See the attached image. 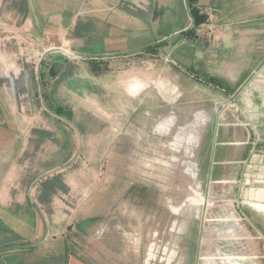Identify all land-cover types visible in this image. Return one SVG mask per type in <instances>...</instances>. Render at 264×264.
<instances>
[{
	"label": "rangeland",
	"instance_id": "1",
	"mask_svg": "<svg viewBox=\"0 0 264 264\" xmlns=\"http://www.w3.org/2000/svg\"><path fill=\"white\" fill-rule=\"evenodd\" d=\"M73 1L70 27L46 24L63 0H0V264H264L262 177L244 187L210 149L226 112L210 27L103 50ZM54 176L67 191L43 205Z\"/></svg>",
	"mask_w": 264,
	"mask_h": 264
},
{
	"label": "crops",
	"instance_id": "2",
	"mask_svg": "<svg viewBox=\"0 0 264 264\" xmlns=\"http://www.w3.org/2000/svg\"><path fill=\"white\" fill-rule=\"evenodd\" d=\"M72 1L63 0L62 18L59 15L53 17L54 11L51 14L48 12L46 24H62L71 20V27L75 23L74 17H68L69 12H73L70 8ZM77 1L78 10L74 13L80 15V39L89 37L90 29L97 30L93 36L97 41L95 46L102 49H108L104 45L123 44L126 38L128 42L135 38L152 37L155 43L164 46L169 37L176 41L189 40L180 36L181 32L192 27L187 0ZM221 2L196 0L200 13L207 17L206 23L198 30L209 26L212 33H208V39L220 42L222 46L217 49L218 54H212L215 70L207 77L218 84L214 86L221 88L225 96L222 109L225 108L226 112L222 113V121H214L213 132L209 134L210 149L213 142L214 148L221 147L222 156L228 162L237 164L241 184L247 187L255 184L252 174L260 173L261 183H264V0ZM167 23L172 27L179 23L180 28L161 34V37L150 33V28L156 31ZM59 27L64 28L62 25ZM197 31L194 41H200ZM154 45L157 44L145 49ZM216 70L219 72L213 73ZM120 91L123 92V89ZM125 91L127 93L128 88ZM261 187L263 189L254 198L258 204H264V186ZM253 194L250 193L249 198Z\"/></svg>",
	"mask_w": 264,
	"mask_h": 264
},
{
	"label": "trees",
	"instance_id": "3",
	"mask_svg": "<svg viewBox=\"0 0 264 264\" xmlns=\"http://www.w3.org/2000/svg\"><path fill=\"white\" fill-rule=\"evenodd\" d=\"M187 3H188V8H189V14L192 20V27L181 32L180 36L183 38L192 39L196 35V31L198 30L199 26L206 23L207 17L206 15L200 13L198 7L196 6V0H187ZM157 46L158 45L150 46L146 48V51L155 52L154 48ZM210 81H209L210 84L218 85L217 83H215V81L214 82L213 80H210ZM52 179H54L53 182H51ZM44 185H45V188L42 189L41 187L42 193L39 194L38 196L40 203L43 205L47 203L49 204V200L52 197L51 195L54 194L53 189H56L57 191L62 190V192L67 191L66 186L62 184V180L60 179L59 176H54V178H51V180L47 179ZM21 247H24V246L21 245Z\"/></svg>",
	"mask_w": 264,
	"mask_h": 264
},
{
	"label": "built area",
	"instance_id": "4",
	"mask_svg": "<svg viewBox=\"0 0 264 264\" xmlns=\"http://www.w3.org/2000/svg\"><path fill=\"white\" fill-rule=\"evenodd\" d=\"M65 53V52H64ZM67 54H68V52H67ZM68 55H70V54H68ZM73 55V54H72Z\"/></svg>",
	"mask_w": 264,
	"mask_h": 264
}]
</instances>
